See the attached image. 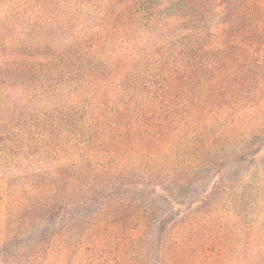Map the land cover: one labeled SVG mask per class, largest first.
<instances>
[{
  "label": "trees",
  "instance_id": "16d2710c",
  "mask_svg": "<svg viewBox=\"0 0 264 264\" xmlns=\"http://www.w3.org/2000/svg\"><path fill=\"white\" fill-rule=\"evenodd\" d=\"M262 96L264 0H0V264L88 219L141 264H264Z\"/></svg>",
  "mask_w": 264,
  "mask_h": 264
},
{
  "label": "rangeland",
  "instance_id": "374dc122",
  "mask_svg": "<svg viewBox=\"0 0 264 264\" xmlns=\"http://www.w3.org/2000/svg\"><path fill=\"white\" fill-rule=\"evenodd\" d=\"M240 122L234 129L238 128L236 130L244 136L264 128V96L242 114ZM92 221L88 219L83 230L84 243L79 246L76 238H73L62 257L60 250L56 248L51 257V264H141L146 259L142 253L150 242L147 241L145 232L139 233L131 228L128 222L117 227L112 225L110 220L109 223L102 220L92 231Z\"/></svg>",
  "mask_w": 264,
  "mask_h": 264
}]
</instances>
